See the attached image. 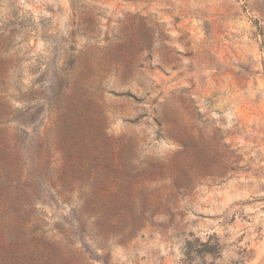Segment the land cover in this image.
I'll list each match as a JSON object with an SVG mask.
<instances>
[{"label":"rangeland","instance_id":"obj_1","mask_svg":"<svg viewBox=\"0 0 264 264\" xmlns=\"http://www.w3.org/2000/svg\"><path fill=\"white\" fill-rule=\"evenodd\" d=\"M0 264H264V0H0Z\"/></svg>","mask_w":264,"mask_h":264}]
</instances>
